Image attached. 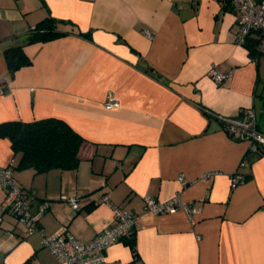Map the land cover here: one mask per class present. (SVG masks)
Returning <instances> with one entry per match:
<instances>
[{
  "label": "crops",
  "instance_id": "obj_1",
  "mask_svg": "<svg viewBox=\"0 0 264 264\" xmlns=\"http://www.w3.org/2000/svg\"><path fill=\"white\" fill-rule=\"evenodd\" d=\"M48 15L66 21L64 33L24 44L30 63L10 76L4 50ZM236 30L229 0H0V123L56 117L84 139L76 169L36 172L17 170L20 155L0 136V164L35 193L31 209L47 202L37 218L45 234L65 226L88 242L116 206L139 216L138 255L126 239L107 249L110 260L264 264V153L208 113L252 106L264 133V53L255 58ZM215 71L228 76L217 82ZM108 93L118 107H104ZM62 195L76 196L79 208ZM176 195L189 212L145 210V197ZM3 197L0 187V205ZM0 216V264H63L40 232L27 235L8 211Z\"/></svg>",
  "mask_w": 264,
  "mask_h": 264
},
{
  "label": "built area",
  "instance_id": "obj_2",
  "mask_svg": "<svg viewBox=\"0 0 264 264\" xmlns=\"http://www.w3.org/2000/svg\"><path fill=\"white\" fill-rule=\"evenodd\" d=\"M231 7L237 13V30L235 40L240 44H246L247 39H256V51L264 53V0H229ZM228 74L215 71L214 78L222 82ZM119 106V101L112 93L107 94L104 107L111 109ZM217 118L222 130L230 137L249 141V151L252 153H264V133L260 132L256 125V110L250 106L240 108L235 116L222 115L209 112ZM11 164H0V187L4 191L0 211H8L14 219L23 226L27 235L36 231L41 234V243L50 249L55 259L63 264H124L121 261L110 260L107 257V249L115 242L130 238L137 228L139 216L133 212L112 206V222L101 232L97 233L90 241L82 242L75 238L65 226L60 227L53 234L47 235L38 227L37 218L47 208V202L38 204L36 211L31 209L36 195L32 190L22 188L14 180ZM215 171H207L203 174L206 178H212ZM179 180L185 184L182 174ZM234 182L242 180V175L236 173L232 177ZM73 210L79 208L76 196H65ZM100 200L111 205L107 195H102ZM177 207H182L189 212L190 208L180 201L178 196L160 201L152 197H145V210L152 213L169 212ZM1 220V216H0Z\"/></svg>",
  "mask_w": 264,
  "mask_h": 264
},
{
  "label": "trees",
  "instance_id": "obj_3",
  "mask_svg": "<svg viewBox=\"0 0 264 264\" xmlns=\"http://www.w3.org/2000/svg\"><path fill=\"white\" fill-rule=\"evenodd\" d=\"M226 4L228 2L224 3V10L228 9ZM64 23L66 21L48 15L28 32L22 44L6 48L4 54L9 75L12 76L16 69L30 63L23 51L24 44L47 41L62 35L64 31H61L59 26ZM246 44L256 58L259 54L256 51L257 40L249 38ZM0 136L8 137L14 154L20 155L15 168L17 170L32 168L36 172L76 169L79 164L78 151L84 140L67 122L56 117L2 122ZM126 243L130 246L134 257H137L134 233ZM23 264H31V261L28 259Z\"/></svg>",
  "mask_w": 264,
  "mask_h": 264
}]
</instances>
